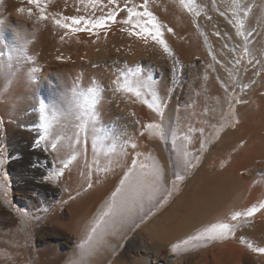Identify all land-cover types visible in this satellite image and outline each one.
<instances>
[{"label": "bare ground", "instance_id": "1", "mask_svg": "<svg viewBox=\"0 0 264 264\" xmlns=\"http://www.w3.org/2000/svg\"><path fill=\"white\" fill-rule=\"evenodd\" d=\"M22 1L0 0V102L6 113L0 130L7 131L6 142L15 161L14 176L37 196V199L30 198L31 205L39 208L50 205L53 209L46 223L40 226L38 264H64L68 259L65 254H59L54 240L87 241L89 226L113 205L112 193L121 187L120 180L132 160L141 156L143 147L146 148L150 134L143 125L174 124L178 133L196 142H202L203 137L205 147L235 89L241 93L235 125L206 153L197 180L176 207L146 227L130 241L127 249L135 253L131 264H264V253L257 252L254 246L264 239L261 227L264 210L252 217L254 224L248 231L234 234L227 242L210 239L206 231L221 223L233 225L234 213L264 203V0H215V5L213 0H191V10L184 8L180 0H149L148 11L165 26L161 31L170 54L151 39L145 43L128 35L127 49L133 56L119 73L110 71V67L91 70L93 47L84 55V50L77 53L75 47L63 45L62 36L60 40L56 36L65 29L53 23L48 11L42 13L46 19L40 20L43 23L40 29L31 27V23L30 27L26 26L28 23L24 20L30 17L29 11L33 8L29 0L28 3ZM143 2L129 0V6ZM22 3L31 6H24L23 10L28 11H22L26 16L23 21L20 18L23 14L19 12ZM124 3L125 0H117L119 7ZM137 11L144 9L138 7ZM84 13L89 18L90 13ZM122 16L117 18L118 25L132 31L131 25L119 23L127 14ZM229 20L242 21L239 37L234 24H229L230 31L223 33L226 27L220 26ZM145 21L146 18L140 23ZM168 28L173 32L169 33ZM34 38L36 44L40 39L48 42L45 50L48 54L33 57ZM21 47L27 59L17 61L15 56ZM237 58L239 65L235 64ZM140 59L142 61L138 62ZM81 61L88 63L85 69L80 66ZM34 67L37 71L30 81L28 77ZM118 76L131 81L132 87L141 93L139 99L132 93L115 90L113 81ZM232 78L238 82L235 84L233 80L232 83ZM93 80L103 89L95 122L87 116L92 111L90 102L83 97L70 98L69 92L74 84L87 89ZM8 88L12 93L8 91L10 96L6 97ZM153 91L164 101L162 117L144 103H151ZM115 100L119 102L116 106H120L113 109L110 103L114 104ZM41 105L46 108L43 119ZM116 115L121 118L116 117L118 125L113 121ZM82 122L83 128L80 127ZM42 123L47 125V133ZM42 135H46V139L37 146L35 141ZM53 143L56 149L52 148ZM132 144L136 145L135 149ZM65 161H71L67 168H64ZM57 170H62L63 174L58 176L60 183L56 188L49 180H35L36 176L50 177ZM26 175L35 178L27 179ZM90 182L93 186L89 189ZM170 182L168 180L167 184ZM121 195H128V181ZM117 201L112 208L114 212L120 209ZM6 233L0 235V251L11 255L14 261L2 260L0 264H22L19 256L24 253L25 240L12 232ZM112 239L104 237V246L115 240ZM262 245L258 244V248H264ZM188 251H192L191 254Z\"/></svg>", "mask_w": 264, "mask_h": 264}, {"label": "rangeland", "instance_id": "2", "mask_svg": "<svg viewBox=\"0 0 264 264\" xmlns=\"http://www.w3.org/2000/svg\"><path fill=\"white\" fill-rule=\"evenodd\" d=\"M74 1L75 0H72V1L71 0H38L39 7L37 6V3L29 4L33 8L31 11H29V13H31L30 15L31 19L32 17L34 18L32 19L34 21L33 23H32V20H30L29 15H28L29 18H26V16H24L23 14L25 11H28V10H25L26 9L25 7L29 5L25 4L27 5L25 6L22 3L20 6V10L21 9L23 10V8L25 9L23 10L24 12L19 11V12H22L23 14L22 15L20 13V15H22L20 16V18L22 21L25 18L29 19L27 21L26 19L24 20L25 21L24 23H28L26 26L30 27L29 25L31 23L32 25L35 24L34 26L31 25V27H34L35 29H40L41 25L43 24V23H40V20H41L40 16L42 14L40 11L41 8L43 9L44 12H47V11L49 12L47 13L50 15V18L52 19V21L53 19H56V18L59 19L60 16L61 18L64 16L77 17L78 14L82 13V15H78L79 17V16H84L85 15L84 12H86V15H88V13H91L90 10L94 13H91V15L89 14L88 15L89 18L87 16L86 17L88 19H92L97 14H98L97 16H99L101 14H106L105 12H108L111 10V6H108L107 0H98V4L99 5L102 4L103 7H100V8L97 7L96 8L97 11L96 9H92L90 7L92 0H85V1L81 0L83 2H81L80 0H77L75 2ZM79 1L80 3H78ZM22 2L26 3L27 0H23ZM85 3L89 5H84ZM79 4L82 7H80ZM67 5L68 7H66ZM31 6L27 8H30ZM120 8H123V6H121ZM75 10H77V13H75L76 12ZM72 13L74 14V16ZM122 14L124 15L122 16ZM43 15L45 16V14ZM51 15L53 17H51ZM119 16L125 17L126 13L121 11L117 15V18H119ZM68 23H70V21H68ZM116 23L111 24L108 29L100 30V36L99 35H89V33L87 32L73 33L70 31L68 32V30L65 29L67 33H64L65 30H62V32L61 31L59 32L61 34H58L56 37L58 38V40H60L61 39L60 36H63L64 39L63 40L61 39L62 40L61 43L64 42L63 45L70 47V48L75 47L74 50H76L77 53H81L84 50L83 51L84 53L82 52L84 55H87L88 51L90 52L92 50L91 48L92 46L93 50L91 51L92 55H90V58L94 60L93 61L94 64L90 65L91 70H94V68L105 70L107 67H110L109 68L110 71H113V72L118 71L119 73L120 70L122 71L124 67L128 66V63L133 56V53H131L132 51L129 53L127 49L128 30L127 32L122 31L123 27H121L120 25H118V23L117 24ZM223 23L224 24L220 22V25L222 24L220 27H226L223 29V33L226 31L228 33V31H230L229 29L230 27L227 28V26H229L230 23L229 22L227 23L223 22ZM118 27H121V28H118ZM42 29L44 30L43 27ZM221 31H222V28H221ZM62 33H64L65 36L62 35ZM92 40L94 42H92ZM35 41L36 39L34 38V40L32 41L33 42L32 45L35 46V48L33 49V57L36 59V56L40 55V53L48 54L45 51L48 48V44H47L48 42L47 41L45 42L40 39L41 42L39 41V44L37 43L38 44L37 45ZM125 42H126V45H125ZM118 45L119 46L121 45V47H118ZM116 46L119 50L116 48ZM94 47L96 48V50ZM121 48H124L127 54L125 53V50L124 49L121 50ZM69 60H72V59L69 58ZM107 60H111V62H107ZM141 61L142 60L140 59L138 62H141ZM87 65L88 63L84 62L83 64L82 61L80 62V66L83 69H85ZM233 80L235 79L232 78V83L234 82ZM237 82L238 81L235 80L234 83L236 84ZM9 89L10 88H8L5 91L6 97L9 95L8 91H10L9 92L10 95L12 93V89L10 90ZM240 94L241 93L236 89L232 92L231 97L229 99V104L226 107L224 116L218 122L212 138L210 139L208 145L205 146L203 150L200 149V145H201L200 141L196 142V140H192V138L185 137L181 133H178L176 126L174 124L173 125L169 124V126L167 125L165 127H162V131H163L162 139L154 135L150 136L151 135L150 134L149 137L147 138L148 139L146 142L147 144L144 145L146 146V148L143 147L144 150L141 151V154L142 153L143 154L141 156L139 155L140 157L136 156L134 158L137 161L136 174L131 176L128 180V195L126 196L127 197L133 196V195L135 196L133 203L131 204L130 211H126L127 213L122 212L120 209L115 211V213H117L115 216L116 217L115 219L118 222V226L117 228H115V231L113 230L110 233H106V232L104 233V227H102L103 229H101V235L108 234L106 236H111L113 239L115 238L116 241L115 240L113 241L112 239L113 242H111L108 246L107 245L104 246V243H102V245H100L99 247H94L91 252H86L83 256H81V249L78 247V245L82 243H79L78 241L65 242L64 240H60V239L54 240L53 244H55V246L57 245L55 248L56 249L58 248L57 250L59 254L60 253L62 255L65 254L68 257V259L64 261V264H70V262L73 260H75L77 264H93V262H95L94 264H103V262H105V264H131L130 262L133 261L132 258H134L133 256H135V253L134 251H129L127 249L128 244L139 233L143 232L146 227L162 219L163 216L169 212V210H172L173 208H175L179 200L181 199L182 195L188 189L192 188V186L194 185V182L197 180L200 174L201 167L204 165L206 153L209 152L211 147L216 146L220 137L226 130H228V128H231L235 125L236 107L239 103ZM108 101L110 102V100ZM117 102L115 100L114 104L113 102L110 103L112 104L113 107L112 106L111 107L113 109L120 106V105L116 106ZM3 107H4L3 102H0V126L4 122V115L6 114L2 110ZM116 117L118 118L120 117L116 115L113 118L114 124L118 125L119 119H117ZM6 139H7V131L2 132L0 130V148L5 150L4 155L8 157V160L5 166L3 168H0V235H4V234L6 235L7 234L6 232H12L14 235L15 234L19 235V237L25 240V244L22 247L24 248V253H22L19 256L20 260L22 261V264H38L39 263L38 260L40 259V255H41V250L38 249L40 248L39 247L40 236H41L40 226L46 223L53 209H51L50 205H44L41 208L35 207V206L33 207L31 205L30 198L37 199V196L34 193V191L31 192L30 188L28 189V187L25 184L20 183L18 181V176L16 177L14 176L13 172H14L15 161L13 160L14 159L13 156H11L12 154L6 142ZM201 139L205 142V139L203 137ZM49 152H50L49 150L44 152V155L48 156ZM186 162H190V163H188V165L186 166ZM140 165H144V167L141 168ZM131 166L132 164L129 165L128 169ZM160 172H162V177L157 175ZM49 176L50 177L47 176L48 178L47 180H49L50 184L54 188L58 187V184L60 183L59 177L54 176V174H50ZM24 177L25 178L27 177V179L32 178L33 180L35 178L34 176H31V175H26ZM177 177H179L178 180H177ZM45 178L46 176L41 175V176H36L35 180L43 181V180H46ZM140 180H145L146 182L143 185H141L139 183ZM168 180L171 181L170 184H167ZM173 181H176L175 184H173ZM124 195L119 196L120 199H118L117 197L118 207H119L121 200H123L126 197V196L124 197ZM45 209H47V211H45ZM120 215L123 218L120 217ZM125 215H127L126 218H125ZM110 219H113V218L109 217V220ZM232 224H233L232 226H234L233 234L228 236L227 239H221L220 240L221 243L227 242L228 240L232 239L234 234L238 232H241L243 230L248 231L250 227L253 226L254 220L252 219V217L241 216L236 221H233ZM248 225H251V226H248ZM126 227H128L129 229ZM261 227L264 229V219L261 222ZM126 233H127L126 237L122 239ZM106 236H102V237L104 238ZM118 241L119 242L122 241L120 246L118 245L119 243ZM83 243H87V241H84ZM258 244H261V245L263 244L262 246H264V239H261L258 242ZM258 244L254 243V246L258 248ZM93 251L95 252V254ZM190 252L192 251H188L189 254H191ZM2 260L4 262H8V261L10 262V261H14V258L13 257L11 258V255H8L7 253L0 251V261Z\"/></svg>", "mask_w": 264, "mask_h": 264}, {"label": "snow or ice", "instance_id": "3", "mask_svg": "<svg viewBox=\"0 0 264 264\" xmlns=\"http://www.w3.org/2000/svg\"><path fill=\"white\" fill-rule=\"evenodd\" d=\"M108 5L111 6V10L108 11L106 14H101L98 17H94L92 19H88L85 16H79V17H67L64 16L61 19H53V23L57 26H59L62 29H67L70 32L78 33V32H87L90 35H99L100 30L108 29L111 24H114L117 22V15L119 12L123 11L127 14L126 18L119 21V23L124 25H131L132 31L128 32V35L135 36L139 39H143L145 43L151 39L152 41L163 45L165 53L170 54L169 48L167 47L164 39H163V32L161 29H163L165 26L160 24L159 21L156 20V18L152 15L151 12L148 11V4L149 0H144V2L140 5L133 4L131 7L129 6V0H125L123 8H120L117 5V0H107ZM29 3H37V6L39 7L38 0H29ZM181 5L191 10L193 5L191 0H180ZM213 4L215 5V0H213ZM233 8H236L235 2L233 3ZM90 7L92 9H96L97 7H103L102 5L98 4V0H92ZM142 8L144 11H137V8ZM20 11H23L22 9ZM41 13H43V9H40ZM31 15V13H29ZM91 15V13H90ZM233 16H235V12H233ZM146 21L144 24L140 23V20L145 19ZM40 19H46V17L41 14ZM70 21V23H68ZM230 24H234L236 35L239 37L242 34V28L243 23L239 20H229ZM148 25H151V28L148 27ZM122 31H127V29H122ZM167 31L169 33L173 32L172 28H168ZM219 35V33H216ZM61 39L63 40L64 37L62 36ZM247 52V50H245ZM15 58L17 61L25 60L27 57L24 55V49L21 47L18 52L16 53ZM240 59L237 58L235 61L236 65H239ZM37 71V69L34 67L31 70V74L29 75V80L34 79V73ZM136 75H139V70H137ZM123 80V82H121ZM113 84L116 86V91H125L132 93L137 99L140 98L141 93L138 89L132 87L131 81L127 79H123L122 77L118 76L116 80L113 81ZM144 86L147 87V82H144ZM227 90V89H226ZM102 87L98 85V83L93 80L91 83V86H89L87 89H82L79 84H74L73 87L69 90L70 92V98H76V97H83L87 101H89V107L92 109L91 112L87 113V116L92 120L96 121L98 120V116L96 115V109L97 106L100 103V98L102 94ZM152 100L151 103H148L145 101L144 103L147 104V107L151 109L156 115L163 116V99L157 95L155 91L151 93ZM41 113H42V119H43V113L46 110L44 105L40 106ZM79 118V117H78ZM84 124L81 123L80 127L83 128ZM42 129L45 133H47V125L42 123L41 124ZM146 132H148L151 135H154L158 138H163V131H162V125L160 123H147L143 125ZM144 133H141L143 135ZM46 139V135H42L39 140L35 141V144L39 146L42 140ZM204 141L201 142V150H203L204 147ZM53 149H56V143H53L52 145ZM131 147L135 149L136 145L132 144ZM5 150L0 148V168H3L8 160V157L4 155ZM75 159V157H73ZM71 161H65L64 168L69 167ZM190 162H186V166ZM132 166L128 169L126 173H124L123 179L120 180V188H117L115 192L112 193V199H113V205L109 206V210L105 211L101 214V216L96 220V222L89 226V231L87 232V243H82L78 245V247L81 249V256H83L86 252H91L94 247H99L103 243V238L101 235V227L104 225V232L110 233L112 232L117 226L118 222L115 219L116 213L112 211V208L115 205V202L117 200V197L121 193L122 187L125 185V183L129 180L131 176L136 174L137 169V161L136 159H133L131 162ZM141 168L144 167V165H140ZM63 174L62 170H57L54 173V176L58 177ZM147 175V174H146ZM158 176L162 177V172L157 174ZM48 179L47 177L45 178ZM89 179L91 177L89 176ZM179 177H177V180ZM146 181L140 180L139 183L143 185ZM176 181H173V184H175ZM92 183H88L87 188H92ZM151 190V189H149ZM135 196H129L121 200L120 202V210L122 212L130 211L131 204L134 200ZM264 210V203H260L258 206H253L249 209H247L244 212H236L231 216L232 221H236L241 216L246 217H253L256 215L257 212ZM47 211V209H45ZM112 217L113 219L109 220L107 218ZM251 226V225H248ZM209 234L210 239H227L228 236L232 235L234 232V226L229 225L227 223H221L219 225L213 226L211 229L206 230ZM251 247V245H249ZM256 251L259 253H264V248H256ZM70 264H77L75 260L71 261Z\"/></svg>", "mask_w": 264, "mask_h": 264}]
</instances>
